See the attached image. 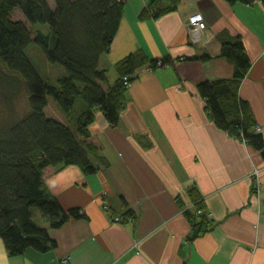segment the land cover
I'll return each instance as SVG.
<instances>
[{"label": "crops", "instance_id": "1", "mask_svg": "<svg viewBox=\"0 0 264 264\" xmlns=\"http://www.w3.org/2000/svg\"><path fill=\"white\" fill-rule=\"evenodd\" d=\"M154 1L124 2L100 58L107 80L101 86L114 84L117 64L133 53L170 64L138 69L119 124L111 127L96 113L89 138L79 137L93 149L91 163L104 168L86 175L63 167L44 183L64 210L84 218L52 231L55 247L46 253L28 248L10 257L0 239V264H60L66 256L68 264H264V157L219 129L197 90L233 77L219 54L222 43L241 39L251 65L238 96L264 139V5L160 0L151 7ZM47 3L54 9V0ZM158 10L164 13L154 17ZM194 14L206 24L197 44L187 28ZM197 199L209 224L199 234ZM114 215L133 219L117 223Z\"/></svg>", "mask_w": 264, "mask_h": 264}, {"label": "trees", "instance_id": "2", "mask_svg": "<svg viewBox=\"0 0 264 264\" xmlns=\"http://www.w3.org/2000/svg\"><path fill=\"white\" fill-rule=\"evenodd\" d=\"M224 1L264 5V0ZM124 2L54 0L52 9L47 0H0V239L10 257L28 248L40 253L52 250L51 232L70 219L84 218L79 210H64L46 190L45 180L58 168L78 166L86 175L104 168L91 163L93 149L79 137L89 138L88 126L96 113L116 127L135 72L147 63L157 70L171 62L167 57L149 61L142 52L130 54L117 64L119 77L114 84L101 86L107 80L99 68L100 58L110 50ZM162 13L158 10L154 17ZM31 46L40 49L47 64L64 69L55 83L28 53ZM219 56L234 67L233 77L200 83L198 93L219 129L264 157V139L249 105L238 96L251 65L242 40L222 43ZM20 104L25 110H17ZM50 106L64 121L48 114ZM200 203L195 202L194 215L201 217L193 224L197 234L209 225ZM120 217L121 223L133 219Z\"/></svg>", "mask_w": 264, "mask_h": 264}, {"label": "rangeland", "instance_id": "3", "mask_svg": "<svg viewBox=\"0 0 264 264\" xmlns=\"http://www.w3.org/2000/svg\"><path fill=\"white\" fill-rule=\"evenodd\" d=\"M28 53L30 54V56L35 61L38 62L39 66L43 67V70H44L45 74L48 76V78L50 79V81L52 83H55L54 81H55V78L57 76L63 75V73H61V72H63L64 69L62 67L58 66V65H49V64H47L44 55L40 52V49L37 46L29 47ZM24 104H25V102H24ZM24 104H23V108H22L21 104L18 105L17 106V110L18 111L25 110L24 109ZM50 107H51V109L48 111V114H51V115L56 116V117H59L60 113L57 112L56 109L53 106H50ZM77 110H78V107L76 106L75 111H77ZM60 119H61V121H64V118H62L61 116H60ZM60 170H61V168H58L56 172H58ZM102 203L104 204L105 202H102ZM103 204H102V207H103ZM106 209H107V206H106ZM118 217H120V216H118ZM115 218H116V216L113 217V221H115L114 220ZM116 222L121 223V217H120V220L116 221ZM69 261H70V257L66 256L60 261V264H64V263L68 264Z\"/></svg>", "mask_w": 264, "mask_h": 264}, {"label": "built area", "instance_id": "4", "mask_svg": "<svg viewBox=\"0 0 264 264\" xmlns=\"http://www.w3.org/2000/svg\"><path fill=\"white\" fill-rule=\"evenodd\" d=\"M123 1H126V0H123ZM205 27H206V24L203 20V17L200 14H194L189 17L188 22H187V28L189 30L191 42H193L194 44L195 43L197 44L200 41L201 35L205 31ZM159 65L160 64L158 63V66ZM124 80H125L124 81L125 84H127L126 79ZM259 130L260 128H257V131ZM103 208L106 209V204H104ZM114 220H115L114 222L119 221L120 217L117 216Z\"/></svg>", "mask_w": 264, "mask_h": 264}]
</instances>
